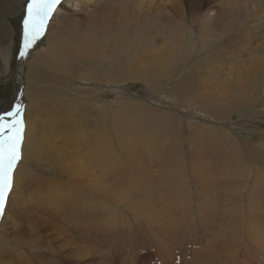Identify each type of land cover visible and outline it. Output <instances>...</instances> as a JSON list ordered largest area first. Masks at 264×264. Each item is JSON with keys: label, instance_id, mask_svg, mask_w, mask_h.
Segmentation results:
<instances>
[{"label": "bare ground", "instance_id": "bare-ground-1", "mask_svg": "<svg viewBox=\"0 0 264 264\" xmlns=\"http://www.w3.org/2000/svg\"><path fill=\"white\" fill-rule=\"evenodd\" d=\"M187 1L188 4L185 5L186 0H63L62 5L59 7L57 13L50 22L47 34L44 37L47 41V48L39 52L37 50L41 45L38 46L32 52L30 59L24 67L25 88L20 99L18 98L21 91L20 79L15 76L13 81L9 83L5 79L4 75L0 73V114L10 110L15 104H22V118L25 125L24 139L22 144L23 161L21 159L20 161L22 162L19 161L20 164L18 163L16 167V171L14 172L13 188L6 199L7 212L5 213L4 217L6 224L2 223V226L5 225L8 228L5 229V233L0 237V253L6 255L7 257L1 256V264H9L14 262L16 264V261L11 262L12 259H17L12 256L13 254L18 257L21 254L27 253L29 257L25 258V262L36 261L37 263V261L41 259V257L34 254L33 251L44 249V244L51 245L53 242L52 238H50L49 233L53 232L50 228L53 227L54 221L51 218L52 216L45 214V212L47 210L51 212L54 208L56 209L57 213H60L64 210L67 213H70L73 209V211L76 213V216L81 217L82 222L89 228H91V224L89 225L88 223H90L92 220H99L102 222V229L103 227H120L121 224L124 223V221L122 220L123 217L121 218L122 214L131 217H129L130 219H128V221H132V219L136 217L135 214H137L138 217L140 216L139 218L150 220V225L161 230L162 233L165 230L166 232L164 233L168 234V229L166 228V226H164L163 224L161 225V223L158 222V218L156 219L155 216H152L154 215V208H152V206L154 205L155 201L152 200V202L149 204L148 202H145L146 200L144 199L147 190L152 191V187L154 185L153 180L149 177V175L151 174L149 167L145 171V173H147L148 175H145L142 172V170L145 168H142L141 165L136 164L137 160L127 159L128 162L131 163V167H135V170L140 172L141 178L143 177L146 181L145 183L141 184V182L138 183V180L135 181V179L132 177L129 179L128 171H124L118 168L120 163H116L114 161L111 164V161L115 159V156H118L120 154L122 144L121 142L125 139L128 140V138L133 137L134 134L125 132L126 134L122 135L120 132L118 133L117 130H113V136L116 135V143H114L112 137L110 138L109 136L111 134H107L104 131V127L101 125V122L93 120L95 122L93 123V126L91 123H89V121H86V118L84 120V118L80 119V116H74L75 114H71V111L68 107H65V105L61 104L60 102L53 101L52 98H48L46 95L47 93H30L28 81L25 75V69L26 66L28 67L29 65H34L38 69H40L41 72H51L52 74L59 75V77H64V79L66 80V78L69 77L60 72L58 68H53L52 65L57 66L58 64H66L69 60L73 59L77 61L81 66L83 64V68L85 69V71H83L78 76V79L85 81L88 80L86 79V77H91L92 75V73H90L89 71H94L95 69L94 66H89L87 68L86 64L101 60L99 57L103 53H105L106 49L109 46L115 49L120 44H123L118 48L119 54L121 55L120 59H122L124 55L125 59L129 60L131 64L128 66L126 71H120L121 67L117 65V63L114 64L115 68L109 75L108 81L104 82V84L108 83L110 85L117 86L118 84L129 81H141L150 83V81H154L156 79L169 84V82L171 83L173 82V80L177 81L176 79L183 75L182 73H184L185 71L184 68L187 66V62L191 60L188 57V59L185 60V63H183V66H180L182 67L181 69L176 70L174 73L171 72V67L177 66V63L179 62L178 57L184 47L189 50L190 46L194 45L197 42L200 46L198 50H195L197 54L202 55L204 52H206L207 49L205 48L208 47V45H211L214 50L218 51L223 48L221 37L224 35H229L228 38L226 36V39H228L227 53L224 52L223 55H217V52L213 51V57L210 56L205 61H199L201 70L193 73L191 76H189L190 73H187L188 71L184 73V75L180 77L181 83L178 85H174V92H176V89H178V87L180 86L181 88H187L189 82L197 83L198 81V84L202 85L203 83H209L213 86L214 84L218 83L224 84L231 82L233 83L229 88L231 96L232 94H234V92L238 93V91L241 89L245 90L248 84L252 85L255 82L259 83L258 81L260 80V78L264 81V50H261V47L264 45V0ZM2 8L3 6H0V18L4 13V9ZM21 14H23L22 11ZM21 16L22 15L15 16L14 14H10L11 18L9 17L2 23L0 22L1 43L4 40L1 36L7 38H10L13 35L16 36L18 20L21 19ZM108 22L111 23L108 24ZM120 24L124 25V29L121 28L118 34H113L115 25L116 28L117 26H119V28L121 26L123 27V25L120 26ZM143 24L144 30H142L143 32L141 36L143 37L144 41L140 42L138 41L139 39H136L133 42H128L127 38L131 37L136 29ZM187 24H192L193 28L198 31V34L195 35L193 33V29L191 28L189 30V28H187ZM123 30L125 32H123ZM213 36H219L217 37L215 43H221L220 45H216L214 42L212 44L211 38ZM159 37H162V42H160L161 40L159 39ZM222 38L224 39V37ZM254 40L257 41L259 45H257L256 47H251V41ZM250 48L252 49V51ZM248 49L250 50L251 57L247 60L244 58L237 60L239 55H242L241 53ZM191 51H193L192 48L190 49V52ZM190 54L192 53H189L188 55ZM113 60H115V58ZM225 65L228 66V68L226 67L227 70H225L224 73H221V71H224L222 66H224L225 68ZM6 68H8V66H6ZM166 68L168 73L170 74L166 79H159L155 76V73L160 74L162 72L163 73L160 74V76L163 75L165 71L164 69ZM91 81L94 85L96 84L94 80ZM66 82L68 83V81ZM90 83L91 82H89V84ZM260 83H262V81ZM77 86L80 85L77 84ZM81 86L83 85L81 84ZM97 87L100 89L101 84ZM102 89L104 90V88ZM242 91L239 92L242 93ZM97 92L98 91L85 93L82 91L81 93L94 97L97 96ZM250 92L251 90H249V92H247L246 94ZM52 93L53 92H51L50 94ZM240 95L239 97H241ZM230 96L228 97L229 99ZM94 101L98 102V105H95L94 103V108H97L98 110L100 109L99 112L102 111L101 113H105L108 107L105 106L104 103H101L96 99ZM85 108L87 107L85 106ZM113 109L115 108L113 107ZM88 115V117L90 118L89 113ZM103 115L104 114H102V117H104ZM84 116L86 117V115ZM116 117H114V119H116ZM101 119L104 122L103 118ZM108 124L110 125V123ZM111 126H113V124ZM137 138L139 139L138 136ZM140 143H138L139 146ZM169 143L171 144L169 146V149L173 145H178L173 141H169ZM133 145L132 147L134 149H138ZM139 146L137 145V147ZM128 148L129 147H125L124 149ZM156 149L154 151H157ZM157 152V154L160 155L159 151ZM87 153L93 155L94 159H91L89 157L90 155L88 156ZM124 153L125 155H127V158L130 159L134 158L135 156L128 155L126 154L127 152ZM134 153L132 152V154ZM186 153L187 155H191V160L189 161L190 164L188 165V171H190L192 177L191 179L194 180L196 186L201 187L208 193H212V176H209L212 171L209 170L211 171L209 175H207L206 173L208 177L203 178L200 175V172L203 173L202 170H204L205 166L198 167V163H196L197 158L192 154L191 148L189 149V151H186ZM138 155L136 154V156ZM156 155H154V157H156ZM168 155L169 157H174L176 155V151H168ZM176 157L177 156H175V158ZM138 158H140V156ZM155 160H157V158ZM262 160L263 159H261V162ZM140 162L142 161L140 160ZM174 166H176V164ZM103 167H105L107 170L103 169ZM237 167L235 168L234 166L233 169L235 168V171L239 170V168ZM171 168L173 167L171 166ZM205 170L204 172H208ZM242 170L243 167L239 172H241ZM162 171H164V169ZM55 172H58V175L61 176V178H57L56 175V177H51ZM174 172L177 174L176 171ZM239 172L237 173L239 174ZM132 173H134V171H132ZM73 178H81L80 183L77 184L76 181L73 180ZM182 179L183 177L180 180L175 179L174 181H172L170 178V180L165 181L164 183L168 188L166 190L164 189V193L167 195V197H169V200L171 198V202H174L175 204L179 203V200L176 199L178 197L186 198L185 203L190 204L191 201H188L187 196H185L186 194L184 195V193L188 194L190 193V191L184 190V187H182V185H184V181L181 182ZM62 180H68V183L61 182ZM240 183L241 182H239V184ZM133 186H136V188L133 189ZM238 187H236V189ZM68 188H70V191ZM181 188L182 191H179ZM242 189L243 188H241L240 190L242 191ZM228 193L230 194V192ZM165 194H163L162 196H160L159 194L160 198H164ZM217 199L218 198H216V200ZM169 200L167 198V201ZM164 203H166L165 200ZM173 207L174 206H169L171 210L174 209ZM165 208L167 209V207ZM177 208L178 209L175 210H177V213L179 214V210L181 209V207L177 206ZM127 210L130 211L131 214L126 213ZM185 211H182V214H180V216L178 214H175L173 216L175 218V216L178 215V217H180L182 220L185 219L186 221L183 220V222L185 221L183 224L184 227L187 221H190L187 220L188 216ZM170 215L172 216L173 214L170 213L169 216ZM157 216H159L160 222H165V225H168L167 215H164L163 213ZM170 219L172 218L170 217ZM207 219L209 218L207 217ZM128 221L127 223H130ZM132 223L133 222H131V224ZM148 224L149 223H147V225ZM101 227L95 226V228L97 229H100ZM178 229L180 228L178 227ZM184 231L185 228L183 232ZM176 233L178 234V232ZM168 237H166L167 241ZM174 238L175 237H173L172 239ZM77 242L79 243L80 241ZM72 245L74 244L70 241V252L69 250L67 251L68 255L66 258L71 259L73 256L77 259H80V257L83 258L84 255L80 254L81 256L79 257V250L74 251L72 249ZM89 246H91V256H98L101 253V250L98 249L95 245ZM92 246H95L96 248ZM59 248L61 250L62 247ZM51 252H54V249ZM72 254L74 255L72 256ZM71 262L74 261L71 260ZM230 262L228 264H230ZM235 263L237 264L238 262L235 261ZM17 264L22 263L19 262Z\"/></svg>", "mask_w": 264, "mask_h": 264}, {"label": "rangeland", "instance_id": "rangeland-1", "mask_svg": "<svg viewBox=\"0 0 264 264\" xmlns=\"http://www.w3.org/2000/svg\"><path fill=\"white\" fill-rule=\"evenodd\" d=\"M26 2L27 0H0V6H3L2 9H4V13L0 18L1 23L9 18L10 14H14L15 16L22 15L21 19L18 20L16 36L13 35L10 38L1 36L4 40L2 43L0 41V73L4 75L9 83L15 78L14 73L16 66L22 59L20 56V49L23 47L24 40L23 16ZM187 4L188 1L186 0L185 5ZM21 11L23 14H21ZM110 23L111 22H108V24ZM121 25L123 24H120V26ZM187 25L189 30L190 28L193 29L195 35L198 34V31L193 28L192 24ZM140 27H138L133 33L134 36L132 35L127 38L128 42H133L136 39H139L138 41L140 42L144 41L141 36L143 32L142 30H144V24ZM121 28L124 29V25L120 28L119 26L116 28L115 25L113 34H118ZM123 32L125 31L123 30ZM226 36L227 38L229 37V35L222 36L224 39L221 37L223 43V48L221 50H214L211 45H208V47L205 48L207 51L203 53L204 55L195 52V50L200 48L197 42L190 46L189 50L184 47L178 57L179 64L177 63V66L175 67L172 66L170 69L171 72L174 73L176 70L181 69L182 67L180 66H183V63H185V60H187L188 57L191 60L188 61L189 63L187 62V66L184 68V73L188 71L187 73H190L189 76H191L193 73L200 71L201 67L199 61H205L210 56L213 57V51L217 52V55H223L224 52L227 53L228 39H226ZM217 37L219 36H213L211 38L212 44L213 42L215 43ZM159 39L161 40L162 37H159ZM160 42H162V40ZM256 42L257 41L255 40L251 41V47L259 45V43ZM220 44L221 43H218L216 45ZM40 45V48L37 50L39 52L47 48V41L45 38H43ZM121 45L123 44H120L115 49L109 46L107 49L110 52L106 49L105 53L99 57L101 60L86 64L87 68L89 66H94L95 69L97 68L96 70L94 69V71H89L92 73L91 77H86L89 81L78 79V76L85 71V69L83 68V64L81 66L73 59L69 60L66 64H58L57 66L52 65L53 68H58L60 72L69 77L66 78V80L64 77H59V75L52 74L51 72H41L40 69L34 65L26 66L25 75L28 81L29 92L47 93L46 95L48 98H52L53 101L60 102L65 105V107H68L71 114H75L74 116H80V119L84 118V120L86 118V121H89L93 126V123H95L93 120L101 122L104 131L107 134H111L109 136L110 138L112 137L114 143H116V135L113 136V130H117V132H120L122 135H125V132L134 134L133 137L121 142L123 145L121 144L120 154L115 156V159L111 161V164L114 161L120 163L118 168L128 171L129 179L132 177L135 181L138 180V183L141 182V184L146 181L143 177L141 178L140 172L136 171L135 167H131V163H129L127 159L137 160V162H140L141 160L142 162H136V164L145 168L143 169L144 171L142 170L145 175H148L145 171L149 167L151 172L149 177L153 180L155 186L153 185L152 187L153 192L147 190L144 199L146 200L145 202H148L149 204L152 200L155 201L152 206V208H154V215L152 216H155L156 219L158 218V222L161 223V225L163 224L166 226L168 234L164 233L166 232L165 230L162 233L161 230L150 225V220L139 218L140 216L138 217L137 214H135L136 217L133 218L132 221H128V219L131 218L130 216L122 214L123 216L121 215V218H124H122L124 223L118 228L112 227L113 230L110 227H103L102 229V222L99 220H92L90 223L87 222L89 225L91 224V228H89L82 222L81 217L76 216L73 209L70 213H67L65 210L57 213L54 208L51 212L49 210H47L48 212H45V214L52 216L51 218L54 221L53 227L50 228L53 232L49 233L53 242L51 245L44 244V249L33 251L34 254L39 255L41 259H39L37 263L36 261H34L35 263L31 261L25 262V258L29 257L27 253L21 254L18 257L13 254L12 256L17 259H12L11 262L16 261V264L19 262L22 264H228L231 261L230 264H236L235 261H237V264H264V81L260 78L258 81L259 83L255 82L252 85L248 84L245 90H239H243L242 93L239 91L238 93L234 92L231 96L229 92V88L233 84L231 82L224 84L218 83L213 86L209 83H203L201 85L198 84L197 80H194L197 81V83L189 82L187 88H181L180 86L176 89L177 91L174 92V85L181 83L180 77H182L184 73L176 79L177 81L173 80V82H169V84L157 79L150 81V83L129 81L124 82L125 84H118L119 86L110 85L108 83L104 84V82L108 81L109 75L113 72V69L115 68L114 64L117 63V65L121 67L120 71H126L131 64L129 60L125 59L124 55L123 58L120 59L121 55L119 54L118 48L121 47ZM191 48L193 51L190 52ZM261 50H264V45L261 47ZM187 51L192 54L188 55L189 53ZM241 54L242 55H239V57L237 56V60L243 58L247 60L251 57L249 49ZM114 58L115 60H113ZM6 66H8V68H6ZM222 67L224 71H221V73H224L228 66L225 65V68L224 66ZM164 70L163 75L160 76V74L163 73L162 72L160 74L155 73V76L159 79H166L170 74L168 73L167 68ZM91 80H94L96 84L94 85ZM66 81H68V83ZM261 81L262 83H260ZM89 82L91 83L89 84ZM77 84L80 86H77ZM81 84L83 86H81ZM100 84L101 87L99 89L97 86ZM102 88H104V90ZM44 89L48 91H45ZM92 90L98 91V97H92L81 93L82 91L85 93L93 92ZM249 90H251V92L246 94ZM51 92H53L52 94L55 96L50 94ZM239 95L241 97H239ZM229 96L230 99L228 98ZM95 99L104 103L105 106L108 107L106 112L104 111L105 113H101L102 111L99 112L100 109L98 110L97 108H94V103L95 105H98V102L94 101ZM85 106L87 108H85ZM113 107L115 109H113ZM88 113L90 114V118L88 117ZM83 114L86 115V117ZM102 114H104L103 116L105 118L102 117ZM114 117H116L117 120L114 119ZM101 118H103L104 122ZM108 123H110V125ZM112 124L113 126H111ZM136 138L141 140L138 141ZM169 141L176 142L178 145H173L169 149V146L171 145ZM138 143H140V146ZM132 145L134 147L136 146L135 148L138 149H134ZM137 145L139 147H137ZM123 147L129 148L124 149ZM190 148L192 154L197 158L196 163H198V167L205 166L206 170L205 168L204 170L208 171L204 172V170H202L203 173L200 172V175L203 178H207V175L212 171L209 175L212 176V185L214 186V188L212 186V193H208L201 187L196 186L194 180L191 179L190 171H188L191 155H187L186 153ZM155 149L159 151L160 155L157 154V151H154ZM123 151L127 152L126 154L128 155H135L134 158H127V155H125ZM168 151H176L175 156H177L176 158L178 159H176L175 156L169 157ZM132 152L136 153L132 154ZM136 154L139 155L136 156ZM87 155H90L89 157L94 159L93 155L89 153H87ZM154 155H156V157H154ZM139 156L140 158H138ZM156 158L157 160H155ZM261 159H263L262 162ZM174 163L176 166H174ZM171 166L175 168L173 169ZM234 166L235 168L238 166L237 168H239V170L235 171V168L233 169ZM242 167L243 170L239 172ZM103 169L106 168L103 167ZM163 169L164 171H162ZM131 170L134 171V173H132ZM174 171H176L177 174ZM237 172H239V174ZM58 174V172H55L51 177L57 176V178H61ZM179 177H183L181 182L184 181V185H182L184 190L190 191L188 194L184 193V195L186 194L185 196H187L188 201H191L190 204H186V198L182 197L176 198L179 200V203L175 204L174 202H171L172 199L170 198L169 200V197L164 193L168 188L164 182L170 180V178L172 181L175 179L180 180L181 178ZM80 179L81 178H73L77 184L80 183ZM61 182L68 183V180H62ZM239 182H241V185ZM237 185L241 187L239 188ZM236 187L238 188L236 189ZM132 188L135 189L136 186H133ZM241 188H243L242 191L240 190ZM68 189L70 191V188ZM179 191H182V188ZM228 192H230V194ZM159 194L160 196L165 194L164 198H160ZM166 197L170 202L167 201ZM216 198L218 199L216 200ZM164 200L167 204L164 203ZM176 205L180 206L182 209L179 210V214L177 213L178 211L175 210L178 209ZM169 206H174V209L171 210ZM165 207H167V209ZM6 210L7 203L3 216H0V229L2 228L1 230H3H0V237L5 233V229L8 228L5 225V227L2 226L3 224H6L4 220L5 213L7 212ZM168 210L173 212H169ZM182 211H185L188 216L187 220H190L187 221L185 227L183 224L186 220L183 219L185 220L183 222V220L178 217V215L180 216V214H182ZM126 213L131 214L128 210ZM163 213L168 217V225H165V222H160V218L157 216ZM170 213L173 215L169 216ZM175 214L178 215L174 218L173 216ZM170 217L172 219H170ZM207 217L209 219H207ZM127 221L130 223H127ZM131 222L133 223L131 224ZM147 223L149 224L147 225ZM95 226L101 228L97 229ZM178 227L180 229H178ZM183 227L185 228L184 232L186 233L183 232ZM120 229H123L122 232ZM176 232H178L179 235ZM172 236L175 238L172 239ZM166 237H168V241ZM70 241L74 244L72 245V249L74 251L79 250V254H77L79 257L81 256L80 254L84 255L83 258L80 257V259H77L73 256L74 254H72L74 258H66L68 255L67 251L69 250L70 252ZM77 241L80 242L78 243ZM89 245H95L101 250L102 254L100 253L98 256H91V246ZM59 247H62L61 250ZM53 249L54 252H51ZM1 256L7 257L0 253V260L2 259ZM71 260L74 262H71ZM9 264H15V262Z\"/></svg>", "mask_w": 264, "mask_h": 264}, {"label": "snow or ice", "instance_id": "snow-or-ice-1", "mask_svg": "<svg viewBox=\"0 0 264 264\" xmlns=\"http://www.w3.org/2000/svg\"><path fill=\"white\" fill-rule=\"evenodd\" d=\"M63 0H27L23 16V47L20 56L28 52L47 34L50 22ZM25 125L22 106L15 104L0 114V216L14 184V172L22 159Z\"/></svg>", "mask_w": 264, "mask_h": 264}, {"label": "water", "instance_id": "water-1", "mask_svg": "<svg viewBox=\"0 0 264 264\" xmlns=\"http://www.w3.org/2000/svg\"><path fill=\"white\" fill-rule=\"evenodd\" d=\"M42 40L37 42V44L28 52V54L20 60L18 66H17L15 76L20 79V85H21V87H20L21 91H20V94L18 96L19 99L22 97L23 90L25 88L24 67H25L26 63L28 62V60L30 59L32 52L40 45Z\"/></svg>", "mask_w": 264, "mask_h": 264}]
</instances>
